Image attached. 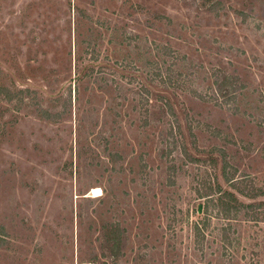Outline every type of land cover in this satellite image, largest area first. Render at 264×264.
Returning a JSON list of instances; mask_svg holds the SVG:
<instances>
[{"label":"rangeland","instance_id":"374dc122","mask_svg":"<svg viewBox=\"0 0 264 264\" xmlns=\"http://www.w3.org/2000/svg\"><path fill=\"white\" fill-rule=\"evenodd\" d=\"M0 264H264V0H0Z\"/></svg>","mask_w":264,"mask_h":264}]
</instances>
